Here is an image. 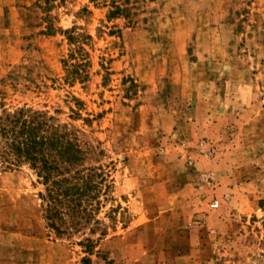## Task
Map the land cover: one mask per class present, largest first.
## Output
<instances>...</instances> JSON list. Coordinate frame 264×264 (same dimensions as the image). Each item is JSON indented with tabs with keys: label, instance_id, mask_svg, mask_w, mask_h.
I'll return each instance as SVG.
<instances>
[{
	"label": "rangeland",
	"instance_id": "374dc122",
	"mask_svg": "<svg viewBox=\"0 0 264 264\" xmlns=\"http://www.w3.org/2000/svg\"><path fill=\"white\" fill-rule=\"evenodd\" d=\"M0 102L70 124L112 184L105 236L59 235L0 169V264H264V0H0Z\"/></svg>",
	"mask_w": 264,
	"mask_h": 264
},
{
	"label": "trees",
	"instance_id": "16d2710c",
	"mask_svg": "<svg viewBox=\"0 0 264 264\" xmlns=\"http://www.w3.org/2000/svg\"><path fill=\"white\" fill-rule=\"evenodd\" d=\"M97 149L49 110L0 102V169L27 165L35 173L44 187L39 196L47 227L56 234L107 233L98 214L112 184ZM95 242L86 237L80 245L93 252Z\"/></svg>",
	"mask_w": 264,
	"mask_h": 264
},
{
	"label": "built area",
	"instance_id": "2783aa9c",
	"mask_svg": "<svg viewBox=\"0 0 264 264\" xmlns=\"http://www.w3.org/2000/svg\"><path fill=\"white\" fill-rule=\"evenodd\" d=\"M216 204H218V202H216Z\"/></svg>",
	"mask_w": 264,
	"mask_h": 264
}]
</instances>
